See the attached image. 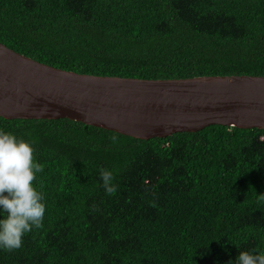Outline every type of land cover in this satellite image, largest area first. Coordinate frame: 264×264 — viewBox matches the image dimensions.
Here are the masks:
<instances>
[{"label":"trees","instance_id":"trees-1","mask_svg":"<svg viewBox=\"0 0 264 264\" xmlns=\"http://www.w3.org/2000/svg\"><path fill=\"white\" fill-rule=\"evenodd\" d=\"M0 41L91 75L264 76V0H0ZM0 131L32 143L47 205L43 227L0 249V264H235L264 252V129L145 140L0 116Z\"/></svg>","mask_w":264,"mask_h":264},{"label":"water","instance_id":"water-1","mask_svg":"<svg viewBox=\"0 0 264 264\" xmlns=\"http://www.w3.org/2000/svg\"><path fill=\"white\" fill-rule=\"evenodd\" d=\"M0 116L70 119L145 140L211 125L264 129V76L91 75L42 63L0 41Z\"/></svg>","mask_w":264,"mask_h":264},{"label":"clouds","instance_id":"clouds-1","mask_svg":"<svg viewBox=\"0 0 264 264\" xmlns=\"http://www.w3.org/2000/svg\"><path fill=\"white\" fill-rule=\"evenodd\" d=\"M42 171L32 143L0 131V249L21 248L26 234L43 227L47 205L34 183ZM100 178L107 194L117 191L110 170L102 168ZM235 264H264V252L241 251Z\"/></svg>","mask_w":264,"mask_h":264}]
</instances>
